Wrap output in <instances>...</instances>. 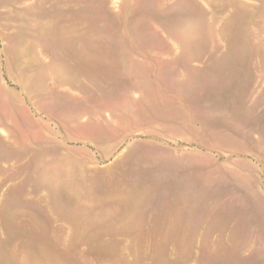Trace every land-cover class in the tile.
<instances>
[{"label":"rangeland","instance_id":"374dc122","mask_svg":"<svg viewBox=\"0 0 264 264\" xmlns=\"http://www.w3.org/2000/svg\"><path fill=\"white\" fill-rule=\"evenodd\" d=\"M0 264H264V0H0Z\"/></svg>","mask_w":264,"mask_h":264}]
</instances>
